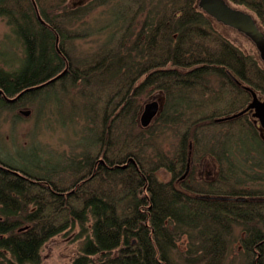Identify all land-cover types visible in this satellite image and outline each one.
Returning a JSON list of instances; mask_svg holds the SVG:
<instances>
[{"label": "trees", "instance_id": "obj_1", "mask_svg": "<svg viewBox=\"0 0 264 264\" xmlns=\"http://www.w3.org/2000/svg\"><path fill=\"white\" fill-rule=\"evenodd\" d=\"M119 1L116 21L92 28L108 31L106 39L77 57L73 23L108 0L75 7L68 0H0L23 63L0 67V109L24 105L40 89L34 87L65 70L60 79L81 84L90 137L42 176L0 163V264H40L46 241L76 227L73 264H264V191L247 186L264 177V133L247 115L216 121L247 105L244 86L264 94V60L218 31L214 23L245 35L198 0ZM224 1L264 34V0ZM147 88L162 101L143 128L139 96ZM167 132L177 138L171 156L156 145ZM204 156L219 165L217 177L176 185L187 158ZM162 170L170 180L159 179Z\"/></svg>", "mask_w": 264, "mask_h": 264}, {"label": "rangeland", "instance_id": "obj_2", "mask_svg": "<svg viewBox=\"0 0 264 264\" xmlns=\"http://www.w3.org/2000/svg\"><path fill=\"white\" fill-rule=\"evenodd\" d=\"M89 1L68 0V4L75 7ZM120 3L119 0H108L107 4L92 9L83 16L84 18L73 23L71 46L75 56H89L102 44L108 31L96 34L93 30L97 25L105 26L116 21ZM135 19L134 23L138 27L141 18ZM214 24L218 31L242 51L258 54L256 46L245 35H238L230 28L218 23ZM0 52L2 53L0 67L5 70L18 69L23 65L22 50L16 36L1 18ZM61 76L34 87L40 89L26 98L24 105L11 110L0 109V161L13 167L29 169V171L38 170L40 172L38 175L42 176L48 169L59 168L65 164L64 158L77 154L90 141L85 130L87 122L83 119L79 106L81 97L78 90L81 84L66 83L67 78H64V81L60 79ZM31 89L33 88L28 90ZM256 94L259 99L264 100V94L259 92ZM139 100L141 102L139 114L143 105L153 100L158 102L160 111L162 94L158 90L147 88L146 92L139 96ZM156 145L171 156L176 151L177 138L167 132L158 137ZM188 166L191 173L189 179L193 184L215 179L220 170L217 162L210 156L193 159ZM251 171L258 172L256 168H252ZM182 176L188 178L187 173ZM158 177L162 181H168L171 178L170 174L163 170L158 173ZM175 183L178 185L183 182L179 179ZM247 186L264 191V177L262 179L252 177ZM78 233L79 230L76 227L48 239L41 248L40 264H69L71 256H74L77 251L76 234ZM182 243H185L184 239Z\"/></svg>", "mask_w": 264, "mask_h": 264}, {"label": "water", "instance_id": "obj_3", "mask_svg": "<svg viewBox=\"0 0 264 264\" xmlns=\"http://www.w3.org/2000/svg\"><path fill=\"white\" fill-rule=\"evenodd\" d=\"M198 6L216 21L244 33L249 38V40L256 46V49L260 53L262 60H264V34L258 29L253 18L247 12L230 7L225 3L224 0H199ZM37 16L38 19H40L39 15ZM62 74L63 72H61L51 80H48L47 82L53 81ZM243 88L247 90L251 95V100L247 104V106L233 115L224 118H219L216 121L220 122L230 120L239 117L247 111L253 109L252 116L258 120L261 129L264 131V100H259L257 98L256 92L253 91L251 88L247 86H244ZM20 94L21 93H19L14 98L5 97V99L9 102H12ZM158 112L159 104L157 101L153 100L145 103L138 117L140 126L143 128L148 127L153 121V119L157 116ZM121 167L124 168L125 165ZM12 172L16 175H19L15 171Z\"/></svg>", "mask_w": 264, "mask_h": 264}, {"label": "flooded vegetation", "instance_id": "obj_4", "mask_svg": "<svg viewBox=\"0 0 264 264\" xmlns=\"http://www.w3.org/2000/svg\"><path fill=\"white\" fill-rule=\"evenodd\" d=\"M257 98L259 99V97L257 96ZM250 100H251V95H250ZM250 100H249V102H250ZM259 100H261V99H259ZM248 102V103H249ZM247 103V104H248ZM247 106V105H246ZM245 106V107H246ZM244 107V108H245ZM252 113H253V109H251V110H249V111H247L246 113H244L243 115H247V117H249L254 123H255V125L258 127V129H260V131L261 132H263L264 133V131L261 129V127H260V125H259V122H258V120L255 118V117H253L252 116ZM189 152H188V156H189ZM102 158V157H101ZM103 159V158H102ZM130 159V158H129ZM128 159V163L129 162H131V160H129ZM103 161H104V163H105V160L103 159V160H100V163H102L103 164ZM126 162V163H127ZM0 163L2 164V161H0ZM98 163V162H97ZM109 163V162H108ZM126 163H124L123 165H126ZM190 163V161H189V158H187V164H189ZM107 167V169H109L110 168V166H109V164L106 166ZM185 173H187L188 174V178L186 179V177H184V176H182V178H180V181H182V182H184V181H189V177H190V175H191V173L189 172V166H187L186 167V171H185ZM184 173V174H185ZM187 176V175H186ZM77 255H78V251H76V253H75V255L73 256H71V259L69 260V264H73V260H74V258L75 257H77Z\"/></svg>", "mask_w": 264, "mask_h": 264}]
</instances>
